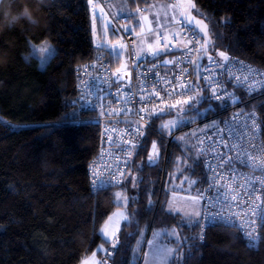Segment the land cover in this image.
Wrapping results in <instances>:
<instances>
[{
	"label": "trees",
	"instance_id": "obj_1",
	"mask_svg": "<svg viewBox=\"0 0 264 264\" xmlns=\"http://www.w3.org/2000/svg\"><path fill=\"white\" fill-rule=\"evenodd\" d=\"M195 1L194 13L209 24L212 53L232 52L264 67V0ZM93 2L3 0L0 5V19L5 11L27 5L39 20L38 25L21 21L0 32V264H80L102 243L114 250L112 264H142L146 234L172 227L179 229L185 252L179 259L177 249L169 264H264V225L259 242L250 244L232 225L203 228L200 218L190 220L168 209L180 157L184 172L200 175L204 190L207 184L202 157L193 158L175 139L168 149L172 176L167 191L163 166L168 141L151 129L124 182L93 188L89 167L98 152L99 126L74 103L78 65L99 52ZM128 3V15L141 31L135 0ZM46 39L56 50L42 67L32 44ZM255 106L264 137V98ZM164 116L152 121L162 134L158 122ZM156 143L161 157L152 161ZM118 189L128 196L129 218L117 239L109 241L101 228L119 206Z\"/></svg>",
	"mask_w": 264,
	"mask_h": 264
},
{
	"label": "built area",
	"instance_id": "obj_2",
	"mask_svg": "<svg viewBox=\"0 0 264 264\" xmlns=\"http://www.w3.org/2000/svg\"><path fill=\"white\" fill-rule=\"evenodd\" d=\"M94 0L97 56L78 65L79 112L88 111L99 126L98 152L90 163L93 188L124 182L146 132L159 110L181 104L207 107L197 124L208 123L197 138L207 184L201 195L203 228L212 223L236 227L250 244L260 240L264 225V137L256 104L264 98V67L232 52L198 61L203 37L185 19L179 0H164L179 10L172 23L138 31L130 15H116L110 4ZM135 0L139 23L149 5ZM153 36L138 48L141 37ZM254 70V71H250ZM168 152L163 166L164 182ZM165 186V184H164ZM251 234V235H249ZM109 248L100 264H112Z\"/></svg>",
	"mask_w": 264,
	"mask_h": 264
},
{
	"label": "rangeland",
	"instance_id": "obj_3",
	"mask_svg": "<svg viewBox=\"0 0 264 264\" xmlns=\"http://www.w3.org/2000/svg\"><path fill=\"white\" fill-rule=\"evenodd\" d=\"M124 4H126V0H116L110 4V9L116 15L129 13L130 8L124 9ZM178 16L179 10L174 7L171 8L168 2L164 0H159L154 5H149L143 15L144 19L147 21L150 20L148 24L153 21L158 27L172 23ZM146 42L153 43L154 37H141L138 40V48L143 50ZM55 50V45L48 39L32 44V52L40 58L42 67L46 66L51 56L55 53ZM217 53L219 54L218 51ZM189 109L187 104H181L174 108L172 113L166 114L167 110L164 109L157 111L158 114L165 115V118L158 122V128L166 135H174L173 139L182 148L186 149L189 155L195 159H199L202 157V154L198 148L197 138L201 132L207 129L208 123L197 124V121L205 116L208 110L205 105L198 109L193 108V111H188ZM158 145L156 143L151 151L152 161H156L161 157ZM169 147L170 144L167 143L166 153ZM181 161L182 157L178 159V166L169 189L168 209L172 212L182 213L190 220L194 218L201 219L203 204L200 195L204 191L201 182L202 178L200 175L192 176L184 172ZM170 171L165 178V191L168 190L167 185L172 176ZM116 201L121 206L112 212L102 226V231L106 236H110V233L114 234L115 232H119L120 221L123 218L128 219L129 217V210L127 208L128 196L122 189L117 190ZM142 246V264H169L171 258L176 254L177 249H180L178 252L179 259L183 257L185 252L177 227L156 228L151 234L149 231L145 236ZM92 255L90 257H94V254ZM89 259L82 264H89Z\"/></svg>",
	"mask_w": 264,
	"mask_h": 264
},
{
	"label": "water",
	"instance_id": "obj_4",
	"mask_svg": "<svg viewBox=\"0 0 264 264\" xmlns=\"http://www.w3.org/2000/svg\"><path fill=\"white\" fill-rule=\"evenodd\" d=\"M3 0H0V5ZM182 13L187 20V22L194 27L196 31H198L201 36L203 37V44H204V51L202 55L199 58L198 61V67H197V73L199 74L200 68L203 62V59L206 56L212 55V52L210 51L211 44H212V38L210 36V28L209 24L206 20L200 18L194 13V9L196 8L197 4L195 0H179ZM189 4H194L195 7H190ZM206 26V27H205Z\"/></svg>",
	"mask_w": 264,
	"mask_h": 264
},
{
	"label": "clouds",
	"instance_id": "obj_5",
	"mask_svg": "<svg viewBox=\"0 0 264 264\" xmlns=\"http://www.w3.org/2000/svg\"><path fill=\"white\" fill-rule=\"evenodd\" d=\"M27 21L31 25H38L39 20L34 16V10L27 5L21 7L19 11H5L4 16L0 19V32L11 30L21 23Z\"/></svg>",
	"mask_w": 264,
	"mask_h": 264
},
{
	"label": "crops",
	"instance_id": "obj_6",
	"mask_svg": "<svg viewBox=\"0 0 264 264\" xmlns=\"http://www.w3.org/2000/svg\"><path fill=\"white\" fill-rule=\"evenodd\" d=\"M123 6V5H122ZM123 8L124 9H129L130 8V5H129V3L128 4H124V6H123ZM131 11V10H130ZM130 13V12H129ZM129 13H126V14H122V15H128ZM144 15V14H143ZM143 15H142V31H150V30H153L154 28H157L158 26H156L155 25V23H153V21L150 23V24H148V21H150V20H146V19H144V17H143ZM116 194H117V192H116ZM202 195V194H201ZM201 195H200V199H201ZM121 205L119 204V206L118 207H120ZM117 207V208H118ZM202 207H203V205H202ZM127 208H128V202H127ZM115 211V210H114ZM112 214V213H111ZM110 214V215H111ZM129 218V217H128ZM127 219L126 218H123L122 219V221H120V229H121V227H122V225H123V223L126 221ZM120 231V230H119ZM101 232H102V234H103V236H104V238L106 239V240H109V241H115L116 239H117V237H118V234H119V232H115L114 234L113 233H110V236H106L104 233H103V231H102V228H101ZM103 245V246H102ZM106 248H107V246H106V244H104V243H102V244H100L92 253H90V254H88V255H86L83 259H82V261L80 262V264H82L83 262H85L88 258H90L89 260H90V263L89 264H100V253L101 252H104L105 250H106ZM92 254H94V257H90ZM93 256V255H92Z\"/></svg>",
	"mask_w": 264,
	"mask_h": 264
},
{
	"label": "snow or ice",
	"instance_id": "obj_7",
	"mask_svg": "<svg viewBox=\"0 0 264 264\" xmlns=\"http://www.w3.org/2000/svg\"><path fill=\"white\" fill-rule=\"evenodd\" d=\"M189 6H190V7H193V8L195 7L194 4H189ZM205 27H206V26H205ZM219 55H220L221 57H224L225 60L228 59V57L226 56V54L223 53V52H220ZM250 71H254V70H251V69H250ZM154 147H155V146H154ZM262 219H264V218H262ZM249 235H251V234H249Z\"/></svg>",
	"mask_w": 264,
	"mask_h": 264
}]
</instances>
